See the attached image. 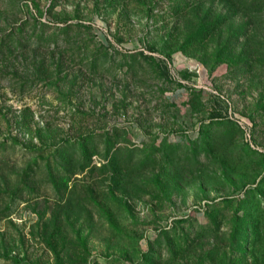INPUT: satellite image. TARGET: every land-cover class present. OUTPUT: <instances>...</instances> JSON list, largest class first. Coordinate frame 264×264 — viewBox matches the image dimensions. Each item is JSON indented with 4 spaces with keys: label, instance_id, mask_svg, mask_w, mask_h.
<instances>
[{
    "label": "rangeland",
    "instance_id": "374dc122",
    "mask_svg": "<svg viewBox=\"0 0 264 264\" xmlns=\"http://www.w3.org/2000/svg\"><path fill=\"white\" fill-rule=\"evenodd\" d=\"M229 1L0 0V264H264V0Z\"/></svg>",
    "mask_w": 264,
    "mask_h": 264
},
{
    "label": "trees",
    "instance_id": "16d2710c",
    "mask_svg": "<svg viewBox=\"0 0 264 264\" xmlns=\"http://www.w3.org/2000/svg\"><path fill=\"white\" fill-rule=\"evenodd\" d=\"M227 1H229V0H227ZM238 1H240V0H238ZM244 1H247V2H250V1H251V2H253L254 0H244ZM229 2H231V1H229ZM258 2H261V0H257V3H258ZM252 6H253V5H252ZM252 6H251V7H252ZM251 7H248V8L245 9L247 13H249V10L251 9ZM197 27H198V26H197Z\"/></svg>",
    "mask_w": 264,
    "mask_h": 264
}]
</instances>
